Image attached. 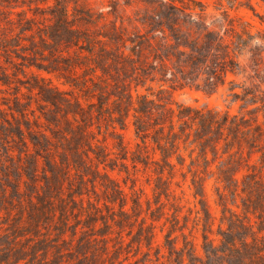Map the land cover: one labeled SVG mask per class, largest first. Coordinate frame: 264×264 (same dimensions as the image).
<instances>
[{
	"label": "trees",
	"instance_id": "1",
	"mask_svg": "<svg viewBox=\"0 0 264 264\" xmlns=\"http://www.w3.org/2000/svg\"><path fill=\"white\" fill-rule=\"evenodd\" d=\"M139 1L142 9L127 17L132 28L120 19L110 21L105 30L81 29L69 19L66 1L57 0L50 9L53 22L66 33L51 35L53 48L76 46L80 58L103 60L102 70L116 75L111 118L120 128L130 119L136 141L129 148L118 134L112 158L104 145L90 139L91 116L94 110L102 113L109 100L102 93L97 106L63 109V128L56 121L47 127L50 133L26 126V135L21 127L18 154L9 168L0 163V264H121L122 254L130 251L127 244L138 251L143 245L151 248L157 215L147 220L139 195L131 197V210L126 209L128 194L108 169L127 174L132 188L139 167L150 169L157 175L159 191L163 185L167 189L179 171L183 181L190 175L189 185L200 200L210 176L217 187L230 188L239 185L237 174L242 171L244 185H261L264 33L217 29L202 7L196 9L195 0V5L184 0ZM80 12L74 18L90 22L92 13ZM184 88L207 96L222 88L226 108L173 106V90ZM254 155L257 160L251 163ZM72 169L78 172L76 181L69 176ZM98 183L103 196L96 191ZM126 228L131 229L128 239ZM177 230L180 235H173ZM180 236L183 246L178 245ZM164 237L163 245L178 255L173 264H182L185 254L190 263L204 264L197 256L190 258L195 255L187 251H193L194 242L179 225L171 224Z\"/></svg>",
	"mask_w": 264,
	"mask_h": 264
},
{
	"label": "rangeland",
	"instance_id": "2",
	"mask_svg": "<svg viewBox=\"0 0 264 264\" xmlns=\"http://www.w3.org/2000/svg\"><path fill=\"white\" fill-rule=\"evenodd\" d=\"M63 1L68 3L69 19L75 27L91 30L108 29L111 27L110 21L116 20L118 23L120 19H124L128 27L132 28L127 17H132L135 11L144 6L139 0ZM184 1L194 4L192 0ZM195 1L196 9L202 7L217 29H248L252 33H264V0ZM56 2L0 0V163H4L7 168L12 164V157L18 154V130L21 127L25 134L26 126L32 131L50 133L47 127H54L55 121L63 128L66 111L63 109L73 110L77 105V109L82 106L87 108L88 103L97 106L101 93L109 100L105 102L102 113L94 110L91 116L90 139L95 144L104 145L108 156L112 158L118 151L115 144L120 133L127 146L134 148L136 137L130 119H127L125 128H120L117 120L111 118L112 102L116 98L113 93L118 89L116 75L111 77L102 70L103 60L80 58L78 54L81 49L76 46L53 48L50 43L52 34L66 35L49 14ZM85 9L92 13L90 22L74 18V15ZM139 90L144 91L142 87ZM222 90L207 96L194 89H176L172 92L173 106L178 102L193 106L207 104L224 109L226 103L224 95H221ZM132 91L135 93L133 88ZM237 108V103L231 106L233 112ZM68 116L72 119L71 111ZM256 160L257 155H254L250 162ZM87 164H91L88 159ZM93 167L96 166L93 164ZM130 168L133 169L131 165ZM99 169L100 173L105 170L102 164ZM108 172L128 194L126 209L131 210V197L139 195L142 214L145 215L147 211V220L150 221V214L157 215L154 222L156 238L152 247L143 245L138 251L127 244L130 251L122 254L121 264H173L178 255L171 254L163 245L164 234L173 223L179 225L186 237L194 242L193 251L184 249V253L187 251L195 255L190 256L192 259L197 256L204 264H264V174L261 176V185L257 187L242 183V171L237 174L239 185L230 188L217 187L214 176H210L205 184L203 200H200L201 196L197 194L195 197L194 188L189 185L190 175L183 181L179 171L172 177L167 189L163 185L161 191L155 189L158 179L156 173L142 166L135 172L133 188L132 179L124 172L110 169ZM69 176L76 181L78 172L72 169ZM98 180L101 181L100 178ZM88 188H91L90 182ZM96 189L102 195L103 186L100 183ZM160 193L159 203L157 199ZM136 225L133 226V232ZM125 231L128 239L131 229L126 228ZM177 232L173 235H180V230ZM183 243L184 237L180 236L178 245L183 246ZM245 243L250 245L246 247ZM242 255L243 262L240 261ZM182 264H197V261L190 263L185 254Z\"/></svg>",
	"mask_w": 264,
	"mask_h": 264
}]
</instances>
